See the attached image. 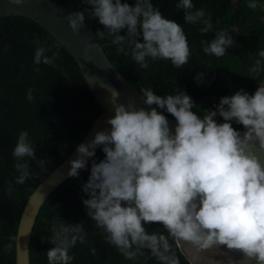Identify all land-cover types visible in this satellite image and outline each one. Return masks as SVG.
<instances>
[{
  "label": "clouds",
  "instance_id": "1",
  "mask_svg": "<svg viewBox=\"0 0 264 264\" xmlns=\"http://www.w3.org/2000/svg\"><path fill=\"white\" fill-rule=\"evenodd\" d=\"M9 2L20 5L23 0ZM81 3L90 7L67 13L73 32L86 28V17L95 18L104 26L95 36L90 34L96 43L109 40L117 54L129 56L142 69L150 61H168L176 68L188 63L191 51L184 28L166 18L152 0ZM259 3L248 0L247 6L255 10ZM175 7L183 10L185 23L201 25L200 33L213 29L210 15L203 8L195 9L193 0H176ZM32 40L33 64L53 65L59 51L46 47L38 37ZM234 43L225 31L201 40L202 51L216 57L225 55ZM91 48V44L84 46L85 60L91 61ZM256 56L249 71L259 76L264 49ZM204 76L197 72L194 80L199 84ZM257 85L251 95L240 88L220 97L212 108L203 109L180 87L173 86L164 95H157L153 87L139 88L143 104L155 105L147 109L131 97L121 102L120 93L108 89L113 112L106 120L110 127L77 145L66 175L78 177L89 158L95 157V149L101 148L104 157L99 162L91 160L87 181L81 185L87 198L82 197L81 202L104 241L125 260L144 257L156 264H181L179 246L187 264H215L202 253L223 246L241 253L245 264H264V161L255 152L258 148L264 153V79ZM26 99L32 101L31 89ZM163 113L174 117L173 127ZM34 146L26 130L18 133L11 148L17 161V184L36 178L29 167L31 160L42 170L48 169L50 160L37 157ZM149 222H159L162 227L149 232ZM50 231L43 239L51 244L45 252L47 264H71L70 250L78 242H86L83 223L66 224L56 218ZM3 247L8 251L12 244ZM96 251L90 248L92 255Z\"/></svg>",
  "mask_w": 264,
  "mask_h": 264
},
{
  "label": "trees",
  "instance_id": "2",
  "mask_svg": "<svg viewBox=\"0 0 264 264\" xmlns=\"http://www.w3.org/2000/svg\"><path fill=\"white\" fill-rule=\"evenodd\" d=\"M53 1L69 12L90 7L81 0ZM152 2L166 18L184 28L191 51L188 63L176 68L168 61H150L149 67L142 69L129 56L117 54L109 40H98L111 63L138 90L153 87L157 95H164L171 93L173 86L180 87L201 109L212 108L220 97L232 95L240 88L250 95L256 90L257 82L264 79V63L260 66L259 76L249 70L257 58V51L264 49V0H260L255 10L247 6L248 0H193L195 9L203 8L213 22V29L203 34L199 32L201 25H188L183 21V10L176 9V0ZM85 25L93 36L97 30H104L95 18L89 20L86 17ZM219 31L233 36L235 43L221 57L205 54L201 40H211ZM120 34L123 35L124 30ZM34 36L46 47L59 51L53 65L33 64ZM56 45H59L58 49ZM45 54L51 55V52ZM197 72L205 73L199 84L194 80ZM29 89L33 96L31 102L26 99ZM100 112L79 66L61 43L28 18H0V264H15L16 230L27 197L70 154ZM216 119L222 121L219 116ZM232 126L243 130L242 125L233 123ZM22 130L29 133L35 144L34 154L49 159L50 164L47 170H42L35 160H31L29 167L37 174L36 178L17 184L19 173L14 168L17 161L11 148ZM103 157L99 147L78 177H68L45 199L30 237V264H47L45 252L51 244L43 239L51 235L50 229L56 218L66 224L82 222L88 233L85 243L78 242L70 250L74 257L71 264H156L152 258L140 257L135 262L125 260L104 241L86 215L81 198L87 197L81 192V185L87 181L91 160L99 162ZM161 227L159 222H149L147 230L151 232ZM6 244H12L8 251H4ZM93 247L97 250L95 255L90 252ZM177 253L181 264H187L179 246Z\"/></svg>",
  "mask_w": 264,
  "mask_h": 264
},
{
  "label": "water",
  "instance_id": "3",
  "mask_svg": "<svg viewBox=\"0 0 264 264\" xmlns=\"http://www.w3.org/2000/svg\"><path fill=\"white\" fill-rule=\"evenodd\" d=\"M69 11L53 0H23L20 5H15L9 0H0V18L5 16H22L28 18L47 30L59 43H61L73 56L80 71L94 97L101 108V112L94 119L84 137L75 145L70 154L53 168L33 189L23 206L15 237V264H30L29 242L33 225L39 209L48 195L56 189L68 176L69 161L76 158V147L80 143H87L96 131L110 127L106 123L108 117L113 115L109 103V88L120 93L121 102L131 97L140 107L148 108L155 105H144L140 91L129 82L111 63L103 50V45L90 35L88 28L73 32L67 23ZM86 44H91L89 50L91 61L85 60L82 50ZM258 87V86H257ZM256 87V88H257ZM157 111H162L157 109ZM170 128L175 125V119L163 113ZM99 146L95 149V151ZM256 154L264 161V153L255 149ZM90 159V158H89ZM180 248V247H179ZM182 254L183 250L180 248ZM204 257H210L215 264H245L241 253L236 250H227L223 246L202 253ZM185 256V255H184ZM254 264V262H247Z\"/></svg>",
  "mask_w": 264,
  "mask_h": 264
}]
</instances>
